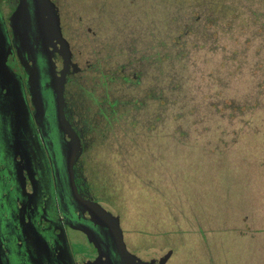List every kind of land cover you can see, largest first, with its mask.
I'll return each mask as SVG.
<instances>
[{"label":"flooded vegetation","instance_id":"af4514ba","mask_svg":"<svg viewBox=\"0 0 264 264\" xmlns=\"http://www.w3.org/2000/svg\"><path fill=\"white\" fill-rule=\"evenodd\" d=\"M50 1L67 45L55 37L47 50L58 70L68 57L64 115L84 143L73 179L78 195L102 213L71 196L61 137L33 101L28 70L47 36L35 27L34 1L18 19L20 0H0V264H173L171 255L163 259L169 249H130L105 198L112 193L103 191L112 162L98 160L96 148L120 116L148 109L160 126L163 91L173 96L164 106L174 109L177 99L201 102L205 94L206 104H220L228 83L252 74L262 54L253 49L264 36V0ZM18 23L37 37L27 48Z\"/></svg>","mask_w":264,"mask_h":264},{"label":"rangeland","instance_id":"374dc122","mask_svg":"<svg viewBox=\"0 0 264 264\" xmlns=\"http://www.w3.org/2000/svg\"><path fill=\"white\" fill-rule=\"evenodd\" d=\"M259 46V53L262 54L259 59L253 58V75L245 71L249 62H244V74L234 82L229 80L231 89L220 104L207 105L211 97L205 94L204 100L195 101L198 109L190 114L191 118L186 117V122L175 120L173 116L179 113L177 105L175 109L173 105L165 107V101L173 100V96L168 94L166 98L167 92L164 94L163 91L160 126L159 121L148 120L152 112L147 109L145 113L136 115L143 127L132 128L126 119L128 116H120L114 122L113 129H107L102 139L110 153L106 161L112 162L110 168L115 170L114 177L120 182L118 187L124 188V191L110 192L112 195L105 198L116 209L114 212L120 215L121 228L127 231L131 250L146 252V249H155L164 252L169 249L172 250L170 262L173 264H209L210 258L214 264H264V62L260 61L264 55V36L253 53ZM230 97L234 101L230 106L226 104L228 108L224 103L229 102ZM183 113L186 114V111ZM163 126L173 133L174 138H186L193 143L195 139L211 140L208 146L203 141L191 146L205 150V156H199V152L195 151L198 159L192 161L197 165L192 167L190 162L186 164L187 161L182 157L179 159V156L177 158L175 154L168 161L176 148L174 142L170 144V141L161 138L159 129ZM134 134L139 136L135 138ZM162 140L170 144L165 147L168 159L163 162L160 159L162 150L165 151ZM134 142L140 148L147 144L148 150L141 149L139 152L137 148L138 151L133 153L136 148ZM143 151L148 154H143ZM144 157L151 158L142 160ZM97 159L103 160V155L99 154ZM146 164L149 165L147 170L151 172L150 177L156 181L154 174L161 175V179L168 175L172 178L170 181L175 182L174 191H171V206L174 203L173 208L177 213V207L181 206L182 214L196 219L192 228L200 229L201 239L194 237L197 239L194 240L188 234L177 236L173 233L163 242L161 224L162 214L166 212L165 204L146 185L140 190V198L145 203L151 200L149 209H140L144 205L134 201L139 193V185L143 183L141 179L147 172ZM166 164L170 169L165 167ZM89 178L92 179L90 174ZM242 220L248 223L253 221V230H256L249 235L248 232L240 234L239 230L248 229L244 223L241 226L235 223ZM182 227L188 229V226Z\"/></svg>","mask_w":264,"mask_h":264},{"label":"water","instance_id":"95a60500","mask_svg":"<svg viewBox=\"0 0 264 264\" xmlns=\"http://www.w3.org/2000/svg\"><path fill=\"white\" fill-rule=\"evenodd\" d=\"M33 1L34 10L32 11V15L34 18L33 21L35 22V27L38 31L42 29L45 31L44 34H47L44 40H41V42H43V44L41 43V55H35L32 59L31 68L29 70L27 69L33 101L37 107L38 116L41 120L43 119L42 123H44V125H46V127L50 130L56 129L57 135H60L61 137L60 145L62 151V162H60V164L61 167H64V171H66V179L68 181L71 196L77 202L83 203L84 206L90 211L95 209L99 213H102V209L98 204L92 201L89 202L84 200L78 195L73 179L72 166L81 155L84 143L70 126L64 115L63 90L65 81L67 79V67L69 61L68 57L64 56L65 65L62 69L58 70L55 62L52 59L53 52H49L47 50L49 44L46 42V40L49 39L51 43L56 37L60 39V43L63 46L67 45L64 40L62 42L61 36L59 34L58 16L55 7L50 0ZM27 5L31 7L29 0H20V4L16 10L18 19L24 16L27 18V16H29L27 14ZM16 27L17 34L21 39V46L23 48L29 47L32 41L37 40L35 34L29 35V24L18 23ZM39 56H41V58L37 63V57ZM98 224H101V222H98ZM93 240L95 241V239ZM171 253L172 250L167 251L163 259L168 258Z\"/></svg>","mask_w":264,"mask_h":264},{"label":"trees","instance_id":"16d2710c","mask_svg":"<svg viewBox=\"0 0 264 264\" xmlns=\"http://www.w3.org/2000/svg\"><path fill=\"white\" fill-rule=\"evenodd\" d=\"M175 103H177L176 104L177 105V111L179 112V113L176 112L177 119L178 120H182L184 122H186V117L191 118L190 114L196 112L197 109H198V104L195 101H192V102L189 101L188 102L186 100H178L177 99ZM208 104L209 103H207V105ZM214 105H215V103H214ZM185 111H186V114L183 113ZM245 115H247V112H245ZM133 117H134L133 114H131V115L129 114L128 118H127V120L129 121L130 125L132 126V128H135V127L136 128H141V127H143L141 121L139 119H137V117H134V118ZM251 128H253V127L251 126ZM202 129H205V128H202ZM177 130H180V129H177ZM194 131L196 132L197 130L195 129ZM199 131H201V130H199ZM203 131H208V129H205ZM159 132H161V135H160L161 138H163V139L165 138L168 142L170 141L169 142L170 144H173V142H174V145H175V148H176L174 153H171L170 156L168 157L169 158L168 159L167 158V153L168 152L165 149V147H168L170 144L168 145L167 141H165L166 142L165 143L164 140H162V142L164 143V144H162L163 147H164L163 149H165V151L162 150V155H161V158H160L162 160V162L164 160L167 161V159L169 161L171 159V156L175 154V156L177 158H178V156H179V159H181V157H182L183 160L187 161L186 164H188V162H190L189 165L194 167V165H197V163L193 162L192 160H197L198 159V156L195 153V151L199 152V156L200 155H204L205 156V153H204L205 150H204V148L196 149V148H193L191 146L195 145V144H198V143H200L202 141H203V143H205V146H208L209 143L211 142V140H209V139L205 140L204 138H203L204 140L195 139L194 143H193L192 140H189V139H186V138H185V140H181L180 137L174 138L173 133H170L169 129L165 128V126H163ZM224 132H225V129H223V133ZM194 134L195 135H200L198 133H194ZM134 135H136V134H134ZM137 136H139V135H136L135 138ZM168 137H173L174 140L173 139L172 140L171 139L168 140ZM102 139H104V137H102ZM102 141H100L99 144H98V148H99L98 155L102 154L103 155V160H106V159H109L108 155L110 153H109V151L107 149H105L104 146H106V145L103 144ZM143 144H144V142H143ZM133 146L136 147L135 150L133 151V153H136L138 151L137 148H139V152H140L141 149L143 150V149H147V147H149V146H147V144H145L144 146H142L140 148V146L136 142L133 143ZM92 152H93V150H92ZM143 152H144L143 154H145V153L148 154V152H146V151H143ZM150 158L151 157H148V158L144 157L142 160H150ZM93 159H95V157ZM160 159L156 158L155 160H158L159 162H161ZM148 166H149L148 164L145 165V167H146L145 169L146 170L148 169L147 168ZM165 167H167V169H170L168 167V165L165 166ZM114 173H115V170L111 169V168L107 171L106 176L108 178H107V180L106 179L104 180L105 182L103 183V191L110 193V192H113V191H116V190H122V193H123L124 188L118 187L120 182L118 181V179L116 177H114ZM149 173H151V172H149L147 170L146 174H144L145 177H143L141 179V181L144 184L142 183V184L139 185V193L136 196V199L134 201H135L136 204L140 202L142 205H144V208H140V209H144V210L147 209V208L149 209V207L151 205V200H149V201H147L145 203L144 200L142 198H140V196H141L140 190H141L143 185H146V186H148L150 188L151 191L154 192V194H156V196H157L156 198H158L159 200H162V202L165 204L166 212L162 214L163 224H161V225H163L162 226L163 229H161V231H162L161 232V238H162L163 242L166 241V239H168L167 237L170 234L172 235L173 233L176 234L177 236L182 235L184 233L186 235L188 234V236L190 238H192V239H194V237H196L198 240L201 239L200 229L199 228H194V229L192 228L193 220H196V219H193V218L189 217L186 214H182V212L180 211L181 210V206L177 207L178 213L175 212V209L173 208L174 203L171 206V203H170L171 193H172L171 191H174V183L175 182L174 181L171 182L170 181L171 177H168V175H167V178H165L166 179L165 180V179H161V175L157 176V175L154 174V176L157 178V181H156L154 178L150 177ZM165 173H166V171H165ZM109 178H111V179L109 180ZM114 182L117 184V186L114 184ZM245 218L247 219L248 216L245 215ZM155 222H157V221L155 220ZM235 223H237L240 226H241V224L244 223L245 225L248 226L247 230H239L240 234H246L248 232V235H249L251 232L256 230V229L253 230V221H250L248 223L247 221L242 220V221H236ZM182 225L183 226H188V229L187 228H183ZM197 239H194V240H197ZM211 259L212 258H210L209 264H214L211 261Z\"/></svg>","mask_w":264,"mask_h":264}]
</instances>
